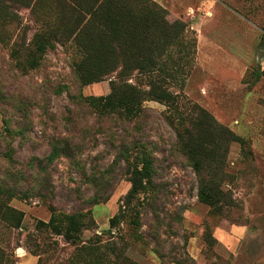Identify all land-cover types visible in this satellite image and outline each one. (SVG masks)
I'll return each mask as SVG.
<instances>
[{"label":"rangeland","instance_id":"obj_1","mask_svg":"<svg viewBox=\"0 0 264 264\" xmlns=\"http://www.w3.org/2000/svg\"><path fill=\"white\" fill-rule=\"evenodd\" d=\"M154 1L187 24L184 47L163 58L164 70L173 75L165 86L177 104L148 101L145 114L131 124L98 118L73 104L69 94L79 90L73 63L80 49L74 43L64 48L57 44L40 62L21 47L37 33L40 10L35 16L26 4L10 9L19 18L8 29L11 42H0L1 264H264V0ZM51 7L56 21L59 6ZM25 27L33 31L21 36ZM18 37L21 46L14 49ZM192 41L196 53L189 57ZM33 61L40 62L37 68ZM133 80L148 89L146 77L135 73ZM82 93L107 96L110 82L90 85ZM195 105L247 142L246 149L233 143L224 161L223 188L235 204L223 214L199 202L197 174L177 151V134L168 122L177 113L196 119L191 115ZM54 140L73 147L85 173L67 157L42 173L40 161L50 154ZM139 143L152 151L157 191L141 206L136 201L140 226L132 223L129 211L112 228L110 220L123 206L131 183L124 162L111 168L123 146ZM9 146L12 161L6 158ZM109 170L110 199L89 206L97 193L95 179ZM8 189L17 196L8 197ZM49 205L67 213H92L94 225L83 231L78 247L38 227L40 221H50ZM8 207L23 214L20 227ZM237 227L244 232L236 235Z\"/></svg>","mask_w":264,"mask_h":264},{"label":"trees","instance_id":"obj_2","mask_svg":"<svg viewBox=\"0 0 264 264\" xmlns=\"http://www.w3.org/2000/svg\"><path fill=\"white\" fill-rule=\"evenodd\" d=\"M32 1L27 4V0H20L19 3L16 0H0V42H11L12 32L8 29L19 18L10 11L15 10V4H26L35 16L36 11L40 10L37 15L40 17L37 19L40 25L34 29L37 33L32 41L27 46H21L18 45V37L14 49L21 46L26 51L34 52L42 62L48 51L55 49L57 44L64 48L74 43L82 54L73 63L75 80L79 85L78 93L69 94L73 104L92 110L98 118L115 117L130 124L145 114V103L148 101L176 106V95L165 86L167 78L173 75L164 70L163 58L166 54H172L177 47H184L187 32L185 22L173 17L154 0ZM53 5L59 6L56 21L49 13ZM32 31L33 28L25 27L21 36ZM193 48L194 53H191ZM195 53L196 41H192L189 57ZM40 62L33 61L32 66L37 68ZM135 73L149 80L148 89H142L134 82ZM105 81L110 82L109 95L86 97L82 93L85 87ZM191 113L196 115V119L183 113L168 118L177 134L176 149L197 174L199 202L209 206L215 213L223 214L224 208L235 204L230 193L223 188L227 180L224 161L233 143L246 149L247 142L199 106H193ZM116 155L117 160L111 169L124 162L131 188L124 197L119 213L110 220V225L114 228L126 217L127 212L132 211V223L138 227L141 212L136 201L141 206L149 193L157 191L155 159L147 145L141 143L133 148L123 146ZM64 157L73 160L74 165L85 173L83 163L76 158L73 147L62 140L52 142L50 154L40 161V170L48 174V168ZM6 158L13 160V149L10 146ZM93 171L98 172L96 168ZM109 173L110 170L95 179L97 193L88 201L89 206L110 199L113 175ZM4 193L8 197L17 196L11 189ZM49 206L52 211L50 221H40L38 227H44L78 247L83 231L94 225L92 213L85 210L67 213L59 211L56 206ZM8 210L16 220V226L20 227L23 214L9 207ZM2 259L3 254L0 253V264Z\"/></svg>","mask_w":264,"mask_h":264},{"label":"crops","instance_id":"obj_3","mask_svg":"<svg viewBox=\"0 0 264 264\" xmlns=\"http://www.w3.org/2000/svg\"><path fill=\"white\" fill-rule=\"evenodd\" d=\"M242 230H244V229H243V228H238V227H237V229H234L233 232H234V233L236 232L235 234H236V235H239V234H242V232H244V231H242ZM225 238H226V240H228L229 242H230V241H231V242L234 241V239L232 238V236H231V237L226 236ZM225 238H224V239H225Z\"/></svg>","mask_w":264,"mask_h":264},{"label":"water","instance_id":"obj_4","mask_svg":"<svg viewBox=\"0 0 264 264\" xmlns=\"http://www.w3.org/2000/svg\"><path fill=\"white\" fill-rule=\"evenodd\" d=\"M21 252H23V250L20 249V250H19V253H21Z\"/></svg>","mask_w":264,"mask_h":264}]
</instances>
